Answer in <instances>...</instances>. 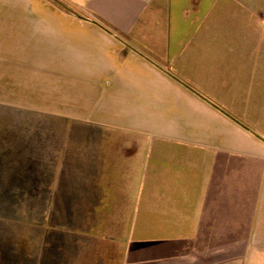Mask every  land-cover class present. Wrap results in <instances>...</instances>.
Masks as SVG:
<instances>
[{
	"label": "crops",
	"instance_id": "obj_1",
	"mask_svg": "<svg viewBox=\"0 0 264 264\" xmlns=\"http://www.w3.org/2000/svg\"><path fill=\"white\" fill-rule=\"evenodd\" d=\"M57 1L0 0V264H264V0Z\"/></svg>",
	"mask_w": 264,
	"mask_h": 264
},
{
	"label": "rangeland",
	"instance_id": "obj_2",
	"mask_svg": "<svg viewBox=\"0 0 264 264\" xmlns=\"http://www.w3.org/2000/svg\"><path fill=\"white\" fill-rule=\"evenodd\" d=\"M8 82H11L8 84ZM29 79L28 78H20L17 86H12L13 84V79H2L0 78V89L3 90L5 89L7 91V87L9 85V89L12 90L14 89L15 93L12 92H0V96L2 97H10L14 99H19V100H26L28 101L29 99V86H28ZM247 127H249L246 123H243ZM250 128V127H249ZM172 149H168V152L165 156V159L170 160L171 166L173 165V161L175 158L173 157ZM154 178L156 174H153ZM152 177L151 175L149 178ZM152 194H155V191H151ZM153 197V195L151 196ZM155 197V196H154ZM67 208V207H66ZM73 213L70 212V208H67V216H65L64 221H58V219H55L56 215H60V207L57 205L53 206V229L54 230H69L72 229L74 224L72 222L71 215ZM157 211L155 207L150 206L149 212L147 214H143V216H134L133 219L128 223V229H127V236H128V243L129 246L133 249L134 252H137L140 254L141 247H149V250L154 253L151 255L153 257L157 251L158 247L160 246L161 249H165L164 252L166 258L172 257V254L169 253L171 252L169 249L172 248L170 245L173 243H177V239H169V238H162L160 237L161 234H159V230L157 227ZM179 241V239H178ZM181 242V241H180ZM179 242V243H180ZM183 247V251H186L187 253L190 250V246L188 244H183L181 243ZM183 256V255H182ZM197 259L196 263L197 264H231L227 263L226 261H222L220 254L219 253H214V254H207V255H202V254H197ZM135 262H140L141 263V258L140 256L135 257ZM184 257L180 259V261H183Z\"/></svg>",
	"mask_w": 264,
	"mask_h": 264
},
{
	"label": "trees",
	"instance_id": "obj_3",
	"mask_svg": "<svg viewBox=\"0 0 264 264\" xmlns=\"http://www.w3.org/2000/svg\"><path fill=\"white\" fill-rule=\"evenodd\" d=\"M57 1V0H56ZM58 2V1H57ZM59 4H62V3H60V2H58Z\"/></svg>",
	"mask_w": 264,
	"mask_h": 264
}]
</instances>
